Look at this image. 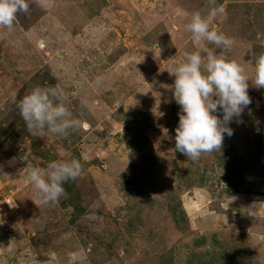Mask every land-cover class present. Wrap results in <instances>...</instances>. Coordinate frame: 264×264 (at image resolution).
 <instances>
[{
	"label": "rangeland",
	"instance_id": "374dc122",
	"mask_svg": "<svg viewBox=\"0 0 264 264\" xmlns=\"http://www.w3.org/2000/svg\"><path fill=\"white\" fill-rule=\"evenodd\" d=\"M46 3L30 0L12 28L0 26V264H162L171 250L174 264L195 251L216 264H264V89L249 81L242 123H230L221 150L190 161L175 150L180 109L166 70L198 50L185 26L199 11L233 41L228 51L207 46L251 76L264 54V0H217L226 14L216 17L208 0ZM56 85L80 126L32 137L11 94ZM70 159L82 174L42 204L24 160Z\"/></svg>",
	"mask_w": 264,
	"mask_h": 264
},
{
	"label": "clouds",
	"instance_id": "9594fccd",
	"mask_svg": "<svg viewBox=\"0 0 264 264\" xmlns=\"http://www.w3.org/2000/svg\"><path fill=\"white\" fill-rule=\"evenodd\" d=\"M37 2L47 8L46 0ZM208 4L211 17L226 14L225 7L217 5V0H208ZM29 10L30 0H0V26L12 28L18 14H27ZM185 27L199 48L184 51L183 60L166 70L174 77L171 94L180 109L175 150L190 161H196L201 153L221 150L225 136L233 135L230 123H242L241 116L252 103L249 81L257 89H264V54L255 58L252 75H246L236 61L217 55L207 46L213 44L228 51L233 41L210 28L199 11L191 14ZM64 101L65 92L59 85L35 87L20 99L15 92L11 94V102L19 108L28 132L35 138L43 137L46 132L63 138L80 126V120L73 116ZM24 161L28 181L45 205L66 197L63 185L75 180L83 171V164L77 159L55 160L46 168L37 167L30 160Z\"/></svg>",
	"mask_w": 264,
	"mask_h": 264
},
{
	"label": "trees",
	"instance_id": "16d2710c",
	"mask_svg": "<svg viewBox=\"0 0 264 264\" xmlns=\"http://www.w3.org/2000/svg\"><path fill=\"white\" fill-rule=\"evenodd\" d=\"M248 5V4H247ZM259 14V13H258ZM239 13L238 11H236V16H238ZM260 17L262 19L263 18V14L262 12L260 13ZM258 22V20H256ZM260 23V22H258ZM261 51L263 52L264 51V43H262L261 45ZM255 51H257V49H255ZM227 182L229 183L230 186H233L232 182L227 180ZM175 196L176 194H172L170 193L169 191V195H168V208L169 210L171 211V214L172 216L175 218V221L177 223H180V218L181 216L185 213L184 210L181 208L180 206V202H176L175 201ZM131 226H132V229H136L138 227V224L137 223H131ZM204 238H202L201 240H197L196 241V245H203L204 244ZM162 255V254H161ZM167 256H164L163 259H162V264H174V261H173V250L169 251L166 253ZM170 255V256H169ZM207 254H203V253H200V252H192L191 255H190V258L188 260V264H216L217 261V258L213 257V258H207Z\"/></svg>",
	"mask_w": 264,
	"mask_h": 264
}]
</instances>
